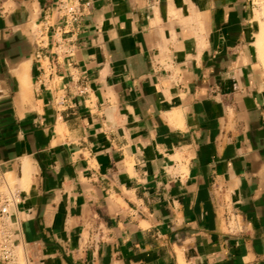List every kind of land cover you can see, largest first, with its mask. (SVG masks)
Returning <instances> with one entry per match:
<instances>
[{"label":"crops","instance_id":"obj_1","mask_svg":"<svg viewBox=\"0 0 264 264\" xmlns=\"http://www.w3.org/2000/svg\"><path fill=\"white\" fill-rule=\"evenodd\" d=\"M256 9L0 0V179L21 196L20 264H264Z\"/></svg>","mask_w":264,"mask_h":264},{"label":"built area","instance_id":"obj_2","mask_svg":"<svg viewBox=\"0 0 264 264\" xmlns=\"http://www.w3.org/2000/svg\"><path fill=\"white\" fill-rule=\"evenodd\" d=\"M58 10L76 19L74 7L60 3ZM21 200L19 192L7 181L5 177L0 179V264H20L16 252V240L11 221V209Z\"/></svg>","mask_w":264,"mask_h":264},{"label":"rangeland","instance_id":"obj_3","mask_svg":"<svg viewBox=\"0 0 264 264\" xmlns=\"http://www.w3.org/2000/svg\"><path fill=\"white\" fill-rule=\"evenodd\" d=\"M255 2V5H256V11H257V22H258V25H259V28H260V31H258V47L260 48V50L262 51V53H264V42L263 40L260 39L261 38H264L262 36H264L263 34L261 33H264V0H254ZM262 31V32H261ZM262 60H264V54H262Z\"/></svg>","mask_w":264,"mask_h":264},{"label":"bare ground","instance_id":"obj_4","mask_svg":"<svg viewBox=\"0 0 264 264\" xmlns=\"http://www.w3.org/2000/svg\"><path fill=\"white\" fill-rule=\"evenodd\" d=\"M263 8H264V6H263ZM263 10H264V9H263ZM254 16H255V15H254ZM262 30H264V29H262ZM261 32H262V31H261ZM261 34L264 35V33H261ZM262 37H264V36H262ZM260 39L263 40V42H264V38H261V37H260ZM263 51H264V50H263ZM260 52H261V51H260ZM262 54H264V53H262ZM260 55H261V54H260ZM261 57H263V56H261ZM262 59H263V58H262Z\"/></svg>","mask_w":264,"mask_h":264}]
</instances>
